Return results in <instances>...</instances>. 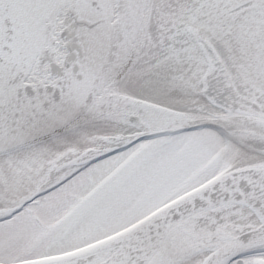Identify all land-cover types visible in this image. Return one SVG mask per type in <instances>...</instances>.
Listing matches in <instances>:
<instances>
[{"label":"snow or ice","instance_id":"obj_1","mask_svg":"<svg viewBox=\"0 0 264 264\" xmlns=\"http://www.w3.org/2000/svg\"><path fill=\"white\" fill-rule=\"evenodd\" d=\"M0 264H264V0H0Z\"/></svg>","mask_w":264,"mask_h":264}]
</instances>
